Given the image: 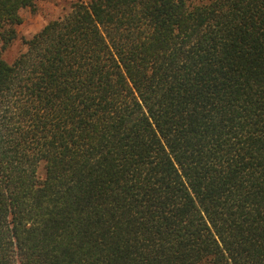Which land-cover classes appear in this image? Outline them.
<instances>
[{
    "label": "trees",
    "instance_id": "16d2710c",
    "mask_svg": "<svg viewBox=\"0 0 264 264\" xmlns=\"http://www.w3.org/2000/svg\"><path fill=\"white\" fill-rule=\"evenodd\" d=\"M35 5L0 0V264H264V0L76 2L9 63Z\"/></svg>",
    "mask_w": 264,
    "mask_h": 264
},
{
    "label": "rangeland",
    "instance_id": "374dc122",
    "mask_svg": "<svg viewBox=\"0 0 264 264\" xmlns=\"http://www.w3.org/2000/svg\"><path fill=\"white\" fill-rule=\"evenodd\" d=\"M89 0H36L34 8L21 10L23 22L17 26V38L3 48V57L9 63L19 56L25 49V41L38 33L49 21L65 16L72 10L76 2ZM2 46V44H0ZM39 176L44 177L43 165L39 168Z\"/></svg>",
    "mask_w": 264,
    "mask_h": 264
}]
</instances>
